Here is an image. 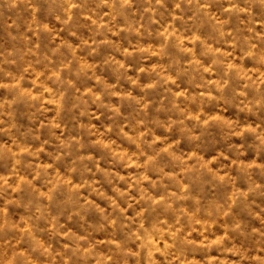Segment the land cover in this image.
Masks as SVG:
<instances>
[{
	"label": "clouds",
	"instance_id": "obj_1",
	"mask_svg": "<svg viewBox=\"0 0 264 264\" xmlns=\"http://www.w3.org/2000/svg\"><path fill=\"white\" fill-rule=\"evenodd\" d=\"M0 264H264V0H0Z\"/></svg>",
	"mask_w": 264,
	"mask_h": 264
}]
</instances>
